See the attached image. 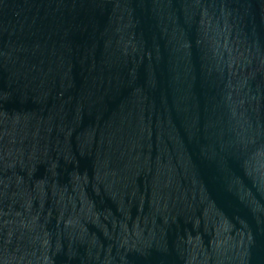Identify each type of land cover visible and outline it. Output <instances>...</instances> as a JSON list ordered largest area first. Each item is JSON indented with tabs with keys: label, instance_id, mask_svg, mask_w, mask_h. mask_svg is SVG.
Returning a JSON list of instances; mask_svg holds the SVG:
<instances>
[{
	"label": "water",
	"instance_id": "water-1",
	"mask_svg": "<svg viewBox=\"0 0 264 264\" xmlns=\"http://www.w3.org/2000/svg\"><path fill=\"white\" fill-rule=\"evenodd\" d=\"M0 264H264V0H0Z\"/></svg>",
	"mask_w": 264,
	"mask_h": 264
}]
</instances>
